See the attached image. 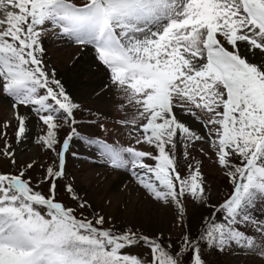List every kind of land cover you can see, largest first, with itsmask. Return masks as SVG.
Masks as SVG:
<instances>
[{"label":"snow or ice","instance_id":"obj_1","mask_svg":"<svg viewBox=\"0 0 264 264\" xmlns=\"http://www.w3.org/2000/svg\"><path fill=\"white\" fill-rule=\"evenodd\" d=\"M0 10L11 113L0 121V264H208L212 252L264 264V0H0ZM49 37L89 57L98 90L65 86ZM110 94L128 110L119 129L100 107ZM125 131L127 144L116 139ZM28 143L48 161L28 157ZM198 145L227 182L215 202L193 164ZM69 158L127 176L125 188L172 217L175 238L112 223L81 195ZM188 201L206 210L195 225Z\"/></svg>","mask_w":264,"mask_h":264},{"label":"rangeland","instance_id":"obj_2","mask_svg":"<svg viewBox=\"0 0 264 264\" xmlns=\"http://www.w3.org/2000/svg\"><path fill=\"white\" fill-rule=\"evenodd\" d=\"M45 47L50 66L56 69L60 79L70 91L78 90L82 94H87L91 93L93 88L98 90L101 75L94 74L95 70L89 65V57L78 50L75 45L49 37L45 40ZM122 103L123 101L118 95H105L104 102L100 107L107 113L110 127L120 128V125L113 122L125 118L124 112L128 110L120 109L119 105ZM8 109V103L0 96V121H4L11 115ZM12 123L14 124L15 121L13 120ZM199 130L203 131V128L200 127ZM12 131L13 129L10 128V135ZM35 131L38 132L39 129ZM126 135L125 131L116 139L120 143L127 144ZM23 147L27 149L28 157L35 156L40 161H48V155L40 151L34 144L28 143ZM207 147L204 145L205 150ZM198 149L199 145L197 150L192 152L195 157L193 164L196 161L201 162L202 172L211 186L213 202H215L222 199V193L227 191V182L223 172L213 162V159ZM0 166L3 170H7V161L2 157H0ZM68 171L75 177L81 195L86 194L90 202L93 203V207L108 216L112 223L119 224L121 221H125L129 226L135 225L149 235L163 228L166 235L171 234L175 238L177 229L171 225L172 217L168 216L164 208L146 198L139 186L128 184V187L125 188L123 185L128 183L129 178L121 172H109L99 164L94 166L87 160L72 158H69L68 161ZM40 172L41 170H38L36 175L39 176ZM187 210L189 216L192 217L193 225L200 213L206 214L205 209L198 207L192 201L187 202ZM108 226L105 225V227ZM206 259L208 264H238L231 253L219 255L212 252Z\"/></svg>","mask_w":264,"mask_h":264},{"label":"bare ground","instance_id":"obj_3","mask_svg":"<svg viewBox=\"0 0 264 264\" xmlns=\"http://www.w3.org/2000/svg\"><path fill=\"white\" fill-rule=\"evenodd\" d=\"M2 18H3V11L0 10V19H2Z\"/></svg>","mask_w":264,"mask_h":264}]
</instances>
